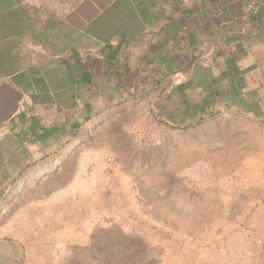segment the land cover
Wrapping results in <instances>:
<instances>
[{
    "label": "crops",
    "instance_id": "0c3cea01",
    "mask_svg": "<svg viewBox=\"0 0 264 264\" xmlns=\"http://www.w3.org/2000/svg\"><path fill=\"white\" fill-rule=\"evenodd\" d=\"M228 115L264 140V0H0V264H61L130 215L112 158ZM249 172L245 213L264 161Z\"/></svg>",
    "mask_w": 264,
    "mask_h": 264
},
{
    "label": "rangeland",
    "instance_id": "374dc122",
    "mask_svg": "<svg viewBox=\"0 0 264 264\" xmlns=\"http://www.w3.org/2000/svg\"><path fill=\"white\" fill-rule=\"evenodd\" d=\"M259 136L244 118L221 116L112 158L127 169L130 215L98 221L91 239L71 246L60 263L264 264V222L252 221L264 204L255 202L248 213L243 204L259 192L244 185L250 165L264 161ZM74 176L71 166L60 176L51 173L49 192L65 185L72 194Z\"/></svg>",
    "mask_w": 264,
    "mask_h": 264
},
{
    "label": "built area",
    "instance_id": "2783aa9c",
    "mask_svg": "<svg viewBox=\"0 0 264 264\" xmlns=\"http://www.w3.org/2000/svg\"><path fill=\"white\" fill-rule=\"evenodd\" d=\"M175 77L176 78H180V73L179 72H176Z\"/></svg>",
    "mask_w": 264,
    "mask_h": 264
}]
</instances>
